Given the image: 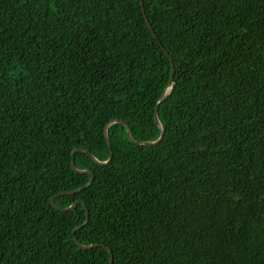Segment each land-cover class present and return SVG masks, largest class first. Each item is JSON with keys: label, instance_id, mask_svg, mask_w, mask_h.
Returning a JSON list of instances; mask_svg holds the SVG:
<instances>
[{"label": "trees", "instance_id": "1", "mask_svg": "<svg viewBox=\"0 0 264 264\" xmlns=\"http://www.w3.org/2000/svg\"><path fill=\"white\" fill-rule=\"evenodd\" d=\"M109 248L264 264V0H0V264Z\"/></svg>", "mask_w": 264, "mask_h": 264}, {"label": "water", "instance_id": "2", "mask_svg": "<svg viewBox=\"0 0 264 264\" xmlns=\"http://www.w3.org/2000/svg\"><path fill=\"white\" fill-rule=\"evenodd\" d=\"M148 23H149V26H150L151 30L154 32V29H153V27H152L150 21H148ZM155 35H156V34H155ZM156 37H157V35H156ZM157 38H158V37H157ZM159 42H160V41H159ZM160 44H162V43L160 42ZM166 52H167V54L169 55V52H168V51H166ZM171 61H172V65H173V70H172V73H171V76H170L169 87L165 90V92H164V94L162 95V97H161L159 103L156 105V107H155V111H154L155 119H156V121H157L159 127H160L161 130H162L161 136H160L157 140H155V141H136V140H134V138L132 137V134H131L130 128H129L128 124H127L124 120H114V121L110 122V123L106 126V129H105V134H106V137H107V140H108V141H109L108 127L110 126L111 123L116 122V121H117V122L124 123V124L126 125V127H127V131H128V135H129V138H130L132 141L136 142L137 144H143V145H155V144H158V143H160V142L162 141V139H163V137H164V129H163V125H162V123H161V121H160V119H159V115H158V113H159V105H160V103H161V102L167 97V95H168V93H169V90H170V88L172 87V85H173V83H174L175 69H174V61H173L172 58H171ZM82 150H85V149H82ZM76 151H78V150H74V151H73V154H72V155H73L72 167L74 168V170H76V171H78V172H84V170H80V169H78L77 166H76V162H75V158H74ZM85 151L88 152V150H85ZM111 159H112V154H111L110 158H109L108 160H106V161H99V160H97V161L100 162V163H102V164H108V163L110 162ZM85 171H86V172H91L92 175H93V177L91 178L90 182L86 185V186H88V185H90V184L92 183V181H93V179H94V174H93V172H92L91 170H85ZM77 191H79V189H78V190H75V191L62 192V193H60V194H70V193H74V192H77ZM58 195H59V194H58ZM56 197H57V195H54V196L51 198V202H52V204H53L54 206H56L57 208L66 211V210L74 209V208L76 207L77 202H75L74 204H72V205H70V206H68V207H61V206H59V205L55 202V198H56ZM88 212H89V211H88ZM87 222H88V217H87V219H86V221H85L84 224H86ZM75 232H76V229L73 231L74 238H75V240L77 241V243H78L83 249H90V248H93L94 246L98 245V244L84 245L81 241L78 240V238L76 237ZM103 246H105V245H103ZM109 249H110V252H111V260H110V264H113V261H114V255H113V253H112L111 248H109Z\"/></svg>", "mask_w": 264, "mask_h": 264}]
</instances>
